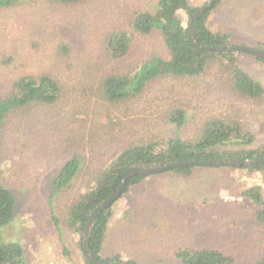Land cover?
Masks as SVG:
<instances>
[{"label":"rangeland","instance_id":"1","mask_svg":"<svg viewBox=\"0 0 264 264\" xmlns=\"http://www.w3.org/2000/svg\"><path fill=\"white\" fill-rule=\"evenodd\" d=\"M188 1L200 6L207 0ZM156 4L20 0L0 9V99L8 93L9 82L24 75H49L61 91L52 104L31 101L10 112L1 126L0 175L17 203L0 234L20 243L30 264H84L80 240L67 226L69 205L94 185V176L114 155L115 146L159 136L187 137L210 114L247 118L255 135L250 146L264 144V104L226 90L229 67L221 59L212 60L201 75L158 76L138 95L121 102L103 99L99 80L107 71L123 73L143 58L166 57L158 31L141 35L130 23L135 10L154 12ZM207 26L228 30L242 45L264 50V0H220ZM110 30H125L130 36L129 52L122 58L105 53ZM235 64L264 87L263 61L240 54ZM174 108L185 111L179 125L168 119ZM72 157L80 161L76 174L52 195L54 178ZM252 185L260 186L264 195V172L198 168L187 177L171 172L146 177L115 206L117 216L108 224L101 255L121 252L141 264L169 262L177 246L221 244L219 235L230 225L241 237L224 252H234L237 264H255L261 245L247 236L257 225L253 211L260 206L239 196ZM229 200L239 209L227 208ZM151 205L160 211L157 218L148 212ZM128 206L136 208L128 215L136 223L121 216Z\"/></svg>","mask_w":264,"mask_h":264},{"label":"trees","instance_id":"2","mask_svg":"<svg viewBox=\"0 0 264 264\" xmlns=\"http://www.w3.org/2000/svg\"><path fill=\"white\" fill-rule=\"evenodd\" d=\"M19 1L0 0V9L13 6ZM58 1L74 2L78 0ZM219 1L216 0L195 20L194 38L197 42L206 45H242L235 40V37L228 30L213 31L211 27L207 26L208 16L219 4ZM198 7L188 0H157L154 12L135 10L134 18L130 22L133 30L141 35L149 34L153 30L158 31L167 58L163 56L143 58L138 65L131 66L129 70L123 73L107 71L99 80V92L103 99L108 102H119V100L121 102L130 96L138 95L151 79L158 76L192 78L201 75L208 69L212 60L221 59L222 62L228 64L227 68L229 67L230 83L229 86H225L226 90L235 91L249 100L264 104L263 85L235 64V60L240 54H250L263 62L264 58L244 50H207L195 45L189 38L188 21ZM130 46V36L125 30L107 32L104 48L105 53L112 58L124 57L129 52ZM9 84L8 93L0 99V132L6 116L26 103L35 101L52 104L60 99L61 91L58 81L46 74L36 77L32 75L19 76L15 80H11ZM184 117L185 111L183 109L174 108L170 111L168 119L170 122L179 125ZM246 120H237L228 115L210 114L202 122V126H199L193 134L187 137L179 135L159 136L129 146L124 144L115 146L114 155L108 158L102 169L94 176V185L85 193L80 194L69 205L67 226L74 230L80 240L84 264H96L84 249L83 239L87 221L93 211L118 188L126 169L131 166L153 167L185 159H245L263 156L264 144L255 147L250 146L254 142L255 135L247 127L251 124ZM79 164L80 161L77 157H72L64 163L54 178L52 195L58 193L71 181L79 168ZM198 168H245L250 171L264 172V163L250 166L220 165L218 167L182 165L157 174L163 175L171 172L175 177H187ZM149 176L151 175H130L118 198L97 216L91 228L89 248L107 264H141L132 255L126 257L121 252H115L102 256L101 251L108 224L117 216L115 206L119 205L125 193ZM219 192L225 191L221 188ZM226 193L232 192L226 191ZM239 196L250 201L251 205L258 204L260 206L259 209L253 211L257 225L247 238L250 236L251 241H259L261 248H257V250L261 252V256L255 264H264V195L260 186L252 185L242 188ZM233 202L227 201V208L236 211L239 208L233 209L230 205ZM16 203L14 194L6 187L0 175V228L10 223ZM135 211L136 208L132 209V206H128L126 210H123L121 216H126L125 219H130L132 223H136L135 218L132 219L133 216H128L130 212ZM141 211L144 212L145 208H142ZM148 212L151 217L155 218L160 214L158 208L152 205L148 207ZM55 221L57 223L56 219ZM233 229L235 228L230 225L224 227L219 235V237H223L221 244L208 247H199L198 245L177 246L172 252L173 260L156 264H237L234 252H224L227 251V247L230 248V244L233 245L241 237L240 233H233ZM128 241H132V237ZM233 246L235 247V245ZM0 264L30 263L25 257V251L20 243L6 241L0 234Z\"/></svg>","mask_w":264,"mask_h":264},{"label":"water","instance_id":"3","mask_svg":"<svg viewBox=\"0 0 264 264\" xmlns=\"http://www.w3.org/2000/svg\"><path fill=\"white\" fill-rule=\"evenodd\" d=\"M216 0H207L202 5H200L196 11L191 15L189 21H188V28H189V38L191 41L197 45L200 48L207 49V50H220V49H226V50H244L249 53H252L256 56L264 58V51L259 50L257 48H254L252 46L248 45H228V44H222V45H206L204 43L197 42L196 39L193 36V28H194V22L195 20L204 12L206 8H209L213 5V3ZM258 163H264V155L256 158H243V159H209V160H196V159H185V160H177L169 163H165L158 166L153 167H141V166H131L128 169L125 170L123 174V178L121 181V184L118 186V188L107 198L105 199L90 215L84 232V249L86 250L88 256L96 263V264H107L106 262L100 260L89 248V234L91 231V228L99 214L103 210H105L113 201H115L118 196L120 195L122 189L124 188L126 184V180L130 175L133 174H140V175H152L157 174L162 171H165L169 168L178 167L182 165H194V166H213L218 167L220 165H230V166H250V165H256Z\"/></svg>","mask_w":264,"mask_h":264}]
</instances>
